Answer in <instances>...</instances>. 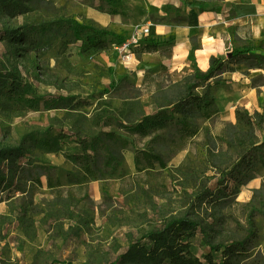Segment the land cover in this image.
<instances>
[{
    "label": "rangeland",
    "instance_id": "obj_1",
    "mask_svg": "<svg viewBox=\"0 0 264 264\" xmlns=\"http://www.w3.org/2000/svg\"><path fill=\"white\" fill-rule=\"evenodd\" d=\"M117 1L21 0L24 11L11 12L0 0V78L8 88L15 84L0 92V264L117 261L133 243L151 246L143 235L183 216L206 223L215 242L249 238V254L237 263L264 264V170L257 167L238 193L227 180L238 155L224 139L233 132L235 109L231 119L227 113L209 122L195 119L202 130L185 141L178 139L177 124L154 139L120 126L184 96L194 66L142 75L138 60L150 30L123 61L115 46L138 27L149 29L145 3L152 0H119L114 14L120 21L102 25L94 19L104 12L98 7L112 9ZM192 1L203 10L220 0ZM20 28L31 29L25 45L12 37ZM96 115L99 125L92 123ZM252 131L264 137V124ZM148 148L164 166L154 162L137 172L135 155ZM73 153L90 155V181ZM205 187L210 195L196 202ZM209 252L220 260L196 232L189 255L207 264Z\"/></svg>",
    "mask_w": 264,
    "mask_h": 264
},
{
    "label": "trees",
    "instance_id": "obj_2",
    "mask_svg": "<svg viewBox=\"0 0 264 264\" xmlns=\"http://www.w3.org/2000/svg\"><path fill=\"white\" fill-rule=\"evenodd\" d=\"M1 1L8 11L19 12L25 9L21 0ZM192 3H195L194 0ZM115 4L116 7L112 9L105 10L102 6L98 7V9L114 14L116 13V8L120 6L119 0L115 2ZM196 16V11L190 9V25H197ZM193 17H195V20H193ZM72 23L74 27L79 29L83 28L78 22L72 21ZM30 31V28H20L13 30L11 33L17 44L25 45L27 44ZM100 41L101 42L98 43L103 45V41ZM147 44L155 49L161 47L162 51L160 54L162 56L166 55L167 48L170 49L168 41L157 43L145 42L142 45L145 46ZM227 54L229 55L226 56V58L211 56L209 59V68L205 72L196 67H192L191 72L186 76L184 96L168 100L149 114H143L133 120H128L124 124L123 122H119L120 126L129 134L141 138H159L160 136H158L159 134H157V132L164 130L172 124H177L179 126L176 132L178 134V139L181 141L188 140L198 135L202 128L195 122L197 117H204L210 120L219 115L215 107L212 86L219 82L222 73L225 71H233L236 65L242 62L248 67H264V54H256L251 52L249 48L232 49ZM14 87L15 84L11 83V88H8L5 82L0 78V92L6 93L9 89L11 90ZM196 89L199 91H195ZM92 123L94 125H99L100 116H93ZM263 124L264 110L252 113L240 106L235 108V123L231 124L233 132L224 135L228 147L233 146L238 151L237 159L227 172V180L233 182L231 188L232 193H238L239 187L253 178L254 171L258 166L264 168V137L260 138L252 131V126L258 125V127H260ZM106 135L111 139H115V134L112 132L106 133ZM98 139H100V137L92 139V143L95 144ZM78 142L82 145V150L87 149V140L82 138ZM71 158L74 163L79 166L84 179L87 182L90 181V177L94 174L90 162V155L87 153H73ZM134 159L137 172L152 167L154 162H158L160 166H164L161 156L152 152L149 148L138 150ZM93 179L97 178L94 176ZM208 195H210L209 189L205 187L196 194L194 199L199 203ZM196 232L202 234L211 252L220 253V260L215 259L210 252L207 253L205 256L207 264H238L237 262L240 259L247 257L249 254L251 245L249 238L224 245L223 243L215 242L211 236L208 235L206 223L198 219L183 216L173 217L168 220L161 229H155L143 235L144 239L152 242L149 247L144 244L140 245L139 243H133L117 261L115 260L108 263L84 262L79 264H125L128 262L132 264H162L166 259H169L173 264H200L199 260L189 255L190 239ZM48 264L73 263L64 260H53Z\"/></svg>",
    "mask_w": 264,
    "mask_h": 264
},
{
    "label": "crops",
    "instance_id": "obj_3",
    "mask_svg": "<svg viewBox=\"0 0 264 264\" xmlns=\"http://www.w3.org/2000/svg\"><path fill=\"white\" fill-rule=\"evenodd\" d=\"M151 2L154 8L150 10ZM145 4L149 11L144 18L151 31L146 42L168 41L170 49L162 56L161 47L143 46L138 60L141 67L137 69L142 75L181 70L188 64L205 72L211 56L225 58L232 49L246 47L256 54H264V0H220L213 8L203 10L195 8L191 0H152ZM190 9L197 13L195 26L189 24ZM121 18L120 14L105 12L94 16L102 25ZM212 90L218 114L227 113L229 119L234 117L236 106L250 112L261 111L264 109V67L239 63L233 71L223 72ZM196 121L209 122V119L197 117ZM259 168L264 170L262 166Z\"/></svg>",
    "mask_w": 264,
    "mask_h": 264
},
{
    "label": "built area",
    "instance_id": "obj_4",
    "mask_svg": "<svg viewBox=\"0 0 264 264\" xmlns=\"http://www.w3.org/2000/svg\"><path fill=\"white\" fill-rule=\"evenodd\" d=\"M148 31L149 29L145 26L138 27L137 30L131 33L127 41L115 46L123 61H127L132 57L133 53H131L130 47H137L141 42H144L142 39Z\"/></svg>",
    "mask_w": 264,
    "mask_h": 264
},
{
    "label": "water",
    "instance_id": "obj_5",
    "mask_svg": "<svg viewBox=\"0 0 264 264\" xmlns=\"http://www.w3.org/2000/svg\"><path fill=\"white\" fill-rule=\"evenodd\" d=\"M229 54H227V56H228Z\"/></svg>",
    "mask_w": 264,
    "mask_h": 264
}]
</instances>
